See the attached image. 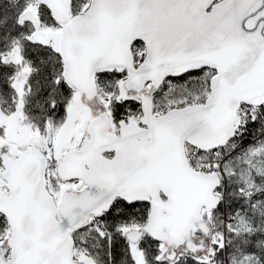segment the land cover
<instances>
[{"label":"snow or ice","instance_id":"snow-or-ice-1","mask_svg":"<svg viewBox=\"0 0 264 264\" xmlns=\"http://www.w3.org/2000/svg\"><path fill=\"white\" fill-rule=\"evenodd\" d=\"M0 264H264V0H0Z\"/></svg>","mask_w":264,"mask_h":264}]
</instances>
